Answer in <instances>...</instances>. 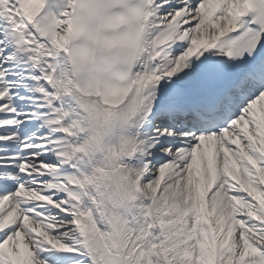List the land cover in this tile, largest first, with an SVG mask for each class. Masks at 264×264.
Segmentation results:
<instances>
[{
    "label": "snow or ice",
    "instance_id": "obj_1",
    "mask_svg": "<svg viewBox=\"0 0 264 264\" xmlns=\"http://www.w3.org/2000/svg\"><path fill=\"white\" fill-rule=\"evenodd\" d=\"M0 264H264V0H0Z\"/></svg>",
    "mask_w": 264,
    "mask_h": 264
}]
</instances>
